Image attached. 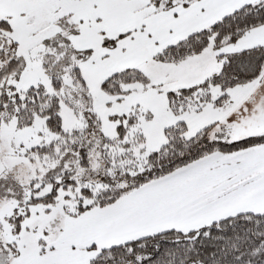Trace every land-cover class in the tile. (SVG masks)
<instances>
[{
  "label": "snow or ice",
  "instance_id": "6c2138e0",
  "mask_svg": "<svg viewBox=\"0 0 264 264\" xmlns=\"http://www.w3.org/2000/svg\"><path fill=\"white\" fill-rule=\"evenodd\" d=\"M0 264H264V0H0Z\"/></svg>",
  "mask_w": 264,
  "mask_h": 264
}]
</instances>
